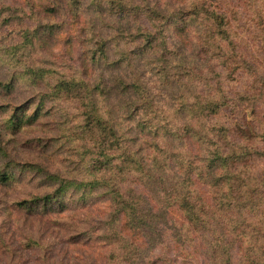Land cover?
Here are the masks:
<instances>
[{
  "label": "trees",
  "instance_id": "1",
  "mask_svg": "<svg viewBox=\"0 0 264 264\" xmlns=\"http://www.w3.org/2000/svg\"><path fill=\"white\" fill-rule=\"evenodd\" d=\"M3 1L0 188L43 173L13 208L100 204L71 240L95 236L93 264H264V117L240 119L264 100V49L224 0ZM36 125L58 133L31 141L64 154L51 166L9 158Z\"/></svg>",
  "mask_w": 264,
  "mask_h": 264
},
{
  "label": "rangeland",
  "instance_id": "2",
  "mask_svg": "<svg viewBox=\"0 0 264 264\" xmlns=\"http://www.w3.org/2000/svg\"><path fill=\"white\" fill-rule=\"evenodd\" d=\"M13 1L15 0H4L3 2L12 3ZM220 4L221 6H228L233 11H229V16L233 21L241 23V32L237 29L236 31L243 38L242 41L246 43L247 40L254 37L259 43L258 52L262 51L264 49V0H224ZM0 34H2L0 36V49L5 43L15 44L18 42L17 37L9 35V30L4 28L3 24L0 25ZM243 49L246 50V47L243 46ZM56 51L58 52L59 48ZM1 58L0 79H3L6 78V75L3 72L4 64ZM230 83L228 89L234 88L235 90L238 84H241L238 82L235 86L232 81ZM16 86L17 90L13 91L9 98L13 101L25 99L28 92L21 89L18 83ZM258 107L257 116V114L252 113L249 106H244L240 119L250 121V123L258 118L263 119L264 100H260ZM42 119L49 120L51 116H44ZM57 134L49 126H27L15 139L13 144L17 145L12 153L10 151L9 158L16 161L18 156L19 160L22 161H39L44 165L51 166L54 164L53 161L58 162L64 154L53 150L40 153L38 152L41 150L40 145L36 142L31 143V141L37 137H54ZM12 171L15 177L22 179L15 181V185L12 187L0 188V199L4 200L3 204L0 201V264H93L94 259L100 260L98 255H103L105 248L100 242L94 241L95 236L93 234L89 239L87 235L84 236L80 243L71 242L72 237H76V235L78 237L86 229L97 228V225H101L99 223L100 204L97 203L92 208L85 207L72 214L64 212L62 215L31 214L17 210L13 208L11 201L19 199L24 193L22 190H35V183L43 177V173L33 174L20 166L14 167ZM28 238L38 241L40 246L30 247L29 243H26ZM189 263L194 264L193 261H189Z\"/></svg>",
  "mask_w": 264,
  "mask_h": 264
}]
</instances>
